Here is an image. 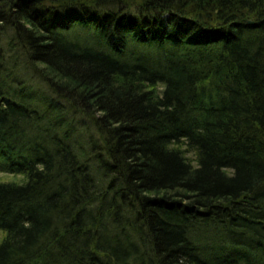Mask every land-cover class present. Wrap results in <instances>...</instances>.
Listing matches in <instances>:
<instances>
[{"label":"trees","instance_id":"16d2710c","mask_svg":"<svg viewBox=\"0 0 264 264\" xmlns=\"http://www.w3.org/2000/svg\"><path fill=\"white\" fill-rule=\"evenodd\" d=\"M0 171V264H264V0H0Z\"/></svg>","mask_w":264,"mask_h":264},{"label":"rangeland","instance_id":"374dc122","mask_svg":"<svg viewBox=\"0 0 264 264\" xmlns=\"http://www.w3.org/2000/svg\"><path fill=\"white\" fill-rule=\"evenodd\" d=\"M2 35H3L2 36L3 44H5L6 50H7V48H9V45H8L9 38H11L12 35H11L10 32L8 34L7 33H2ZM11 57H12V55H11ZM21 61H22V63L20 65H18V67L16 68V73L19 76V80H24L25 81L24 82L25 85L23 86V88H26L27 86H31V87L32 86H36V87L39 88V91H41L42 88H45V86H46L45 83L38 78L37 74L33 71L32 68H30V67H28L26 65V60H25L24 57H23V59H21ZM10 80H9V82H10ZM8 88L11 91L18 92L11 85H8ZM23 88H22V90H23ZM29 91L31 92V89ZM30 92L29 93H25V94L27 96H29L30 95ZM36 98L39 99V97H36ZM72 117L74 119V122L77 123L78 130L81 131L82 136L87 135L89 132H94L95 131L94 127H92V126H89V127L88 126H85V125H82L81 126L79 124V122H80L79 116L74 115ZM0 178L1 179H17L18 176L16 174H13V173L5 172V171H0ZM1 236H2V232H0V239H1Z\"/></svg>","mask_w":264,"mask_h":264},{"label":"water","instance_id":"95a60500","mask_svg":"<svg viewBox=\"0 0 264 264\" xmlns=\"http://www.w3.org/2000/svg\"><path fill=\"white\" fill-rule=\"evenodd\" d=\"M35 1L41 2V1H43V0H35ZM250 22H251V20H250Z\"/></svg>","mask_w":264,"mask_h":264},{"label":"clouds","instance_id":"9594fccd","mask_svg":"<svg viewBox=\"0 0 264 264\" xmlns=\"http://www.w3.org/2000/svg\"><path fill=\"white\" fill-rule=\"evenodd\" d=\"M27 226V225H26Z\"/></svg>","mask_w":264,"mask_h":264}]
</instances>
